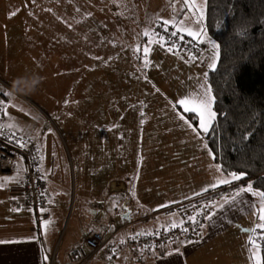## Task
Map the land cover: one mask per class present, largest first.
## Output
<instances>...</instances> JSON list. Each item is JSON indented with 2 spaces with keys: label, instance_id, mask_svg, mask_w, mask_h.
I'll return each mask as SVG.
<instances>
[{
  "label": "crops",
  "instance_id": "obj_1",
  "mask_svg": "<svg viewBox=\"0 0 264 264\" xmlns=\"http://www.w3.org/2000/svg\"><path fill=\"white\" fill-rule=\"evenodd\" d=\"M132 12H134L133 9ZM104 13L116 19L113 20L112 17L108 16L97 17L95 28L101 35L99 41L101 49L100 55H97V51L94 55L96 65H99L103 60H112L114 57L119 60H128L131 57V49L141 40L140 38L144 37L147 39L145 34L141 32L142 29L139 34H134L136 29L135 24L131 20H127L123 16V13L122 15H113L111 8H106ZM142 16L143 21H140L139 24L145 26L148 20L145 17V11H142ZM118 20L122 23L120 24ZM204 24L202 21L200 22L201 37L198 39H193L194 37H192V40H202L201 42L209 44L210 47L198 56H192L188 59L190 57L188 54L181 52L182 56L186 58L182 57L181 53L169 51L168 48H163L159 44L164 49V55L170 66L152 70L153 76L158 79L160 85L142 86L140 82L143 80L149 81L146 78L149 75L145 77V74H135L136 71L133 72L128 69L120 71L106 67L94 69V75H98L96 77L102 78L108 74L117 75L124 72V80L126 82L131 80V84L134 85L131 88V102L128 104L131 119L121 117L120 113H117L122 111L121 104L118 101L105 104L94 103L93 107L96 110H109V114H104L103 117H100L98 111L95 112L92 118L83 117L79 114L75 116L74 111H71V109H74L72 105L77 98L69 100L67 106L64 107L66 109L60 118L62 123L65 124L67 121L80 122L83 118L84 126H87L88 122L91 124L97 123L101 131L111 133V138L115 136L118 145L121 147L116 152H102L95 148H91V151L88 152L84 148V140L77 138L78 146L75 149V155L80 188L89 190L92 187H99L100 191L98 195H102L100 199H97L99 197L95 199L92 197L91 204L89 196H87L86 205L81 208L84 217L81 219L83 222L87 217L86 214L89 213L90 215L88 223H84L85 226L81 227V230H77L76 234H79L80 237L79 242L82 241L84 235L97 229V224L101 222L100 219L102 217L103 221L106 218V216H102L99 213V208H95V202L106 198L109 194L110 183L112 182H122L130 189V203L131 207L133 206V213L128 220L131 223L129 230L139 232L154 230V227L159 224H163L169 220H176L170 214L167 216L161 214L159 216H164L163 220L157 219V221L151 224L153 225L151 227L148 225L141 226L140 224L147 222L146 217L148 215L146 214L186 204L199 197H203L204 194L215 191L220 186L226 185L230 188L234 186L230 196L223 195V192L219 194V197L213 204V210H211L206 226H203L196 239L184 244L179 251L169 249L166 251L165 249L158 248L146 252L141 251L134 256H137L136 260L143 264L145 260L147 264H261L260 250L256 244L251 243V237L254 230L259 228L257 225L264 223V220L260 218L264 214L261 212L264 209L263 196L257 195L258 191L253 190V188L252 191H241V189H246L249 183L242 185L237 182L238 180H233L232 175H225L221 171L209 149L206 140L207 132L204 133L205 131L201 127L199 130V114L194 111H185V105L179 103L181 100L199 96L210 99L211 108H213V98L210 96L211 92L207 82V75L205 74L212 69L209 65L216 62L218 50L217 45L208 35ZM86 26L85 23V28ZM146 28L154 29L151 26ZM103 39H109L110 47L103 46ZM205 39H208V41ZM62 53L66 54L64 61V65L66 66L69 62L67 58H71L69 48L64 46ZM81 60H83V57ZM181 66L185 68L181 69ZM77 69H81V72H79L81 76L86 70L85 66L80 62H78ZM185 69L189 70L186 77L183 76ZM192 74L195 76V80ZM170 79H175L176 82L174 83ZM180 79H182V83H180ZM203 83L205 86H203ZM79 89L80 96L84 87L81 86ZM0 94L6 95L1 83ZM162 104L180 110L179 117L184 116L183 112L195 113L199 117L198 127L183 117V119L179 118L182 122L178 120V125L172 123L175 118L166 120V125L171 124L175 128L165 126L161 131L162 133L159 131L155 133L154 129L149 128L145 132L139 125H152L150 121L145 122L142 119L143 117L141 118L142 114L146 110L148 111L155 106H162ZM192 106L191 104L187 105L189 108ZM4 107L5 104L3 105ZM30 108L33 110L31 105ZM45 116H48V114L45 113ZM41 118H43L42 113ZM4 122L6 125L5 119ZM123 124L125 127H122ZM182 124H184V128L180 129ZM6 127L12 130L8 125ZM104 132H102L103 135H105ZM164 134H167V136ZM161 136L167 137L168 143H164ZM102 140L100 135L97 140L94 138L90 143ZM99 158H102L100 162L97 160ZM111 158H114V160L112 161ZM96 160L100 164L95 165L92 163ZM120 160H125V164H127V160H131L129 168L122 167L119 164ZM112 162H115V167L108 168L106 164L111 165ZM141 162L143 163L142 165H140ZM81 163H84L85 166H81ZM53 165L51 164V167ZM139 166H143V171L136 177V182L129 181L136 172L140 171L138 169ZM17 167L22 170L23 165L19 167L18 163ZM54 170L51 169V172L54 173ZM120 170L124 171L120 173ZM8 178L12 181L9 182ZM21 179V172H13L11 175L0 178V241H6L5 243H0V264H48V255H50L49 252L55 246L58 228L60 227L59 230H61L63 223L68 217V206H66L67 214L65 217L60 218L56 216L58 211H60V204L50 194L49 204L51 214L47 221L51 225L49 228H43L44 225H42L40 229L37 225L36 213L33 209L24 208L17 210L14 207L15 201H19L21 198ZM220 180H229L230 183H219ZM11 182H13V185H10ZM213 185L215 186L213 187ZM124 197V194L108 197L107 209L105 211L107 213L116 212L120 208V202ZM140 204L142 205L141 209L137 207ZM161 205L166 206L161 207ZM72 211L69 223L73 216ZM55 216L58 218L59 223L57 224L56 231L53 233ZM156 217L158 216L156 215ZM50 232L53 234L49 235ZM125 238V232L123 231L121 234L119 233L114 243L121 246V249ZM122 251H128L129 253L124 252L126 254H121ZM122 251H120V255L117 257L121 259L119 264H130L131 256L129 254H131V251L126 248ZM65 258L63 254L60 257L61 261L57 264H63ZM103 259L105 261L108 259L105 253L100 261L102 262ZM116 259L114 264H116Z\"/></svg>",
  "mask_w": 264,
  "mask_h": 264
},
{
  "label": "rangeland",
  "instance_id": "obj_2",
  "mask_svg": "<svg viewBox=\"0 0 264 264\" xmlns=\"http://www.w3.org/2000/svg\"><path fill=\"white\" fill-rule=\"evenodd\" d=\"M206 2L207 0H195L198 8L202 9L201 14L197 8H191L185 4L184 0H0V83L8 99L3 116L6 125H11L12 130L21 138L36 141L49 195L51 194V197L53 196L57 200L56 202L60 204V211L56 216L61 218L68 213L61 230H59L60 227L58 228V237L55 246L49 252L48 264H57L61 261L60 257L63 254L66 257L63 264H75L69 260V253L72 248L80 244L79 234H76L77 230H81V227L85 226L84 223H88L90 215L87 213L83 222L81 220L84 218L81 208L86 205L87 196H89L90 204L92 197L94 199L99 197L97 199H100L102 196L98 195L99 187H92L89 190L80 188L75 155V149L78 146L77 138L84 140V148L88 152L91 151V148L102 152H116L121 148L116 137L112 136L111 138V133L101 131L97 123L88 122L87 126H84V118L80 122L67 121L65 124L62 123L60 118L66 109L64 107L67 106L69 100L77 98L72 105L74 109H71L75 116L79 114L83 117L92 118L98 111L100 117H103L104 114H109V110H96L93 107L94 103L105 104L118 101L122 111L117 113H120L121 117L131 119V112L128 108V104L131 102V88L134 86L131 84V80L128 82L124 80V72L117 75L108 74L102 78L96 77L98 75H94V69L97 67L112 68L119 71L128 69L133 72L136 71L135 74H145V77L149 75L146 77L149 81L140 82L142 86L160 85L158 79L153 76L152 70L170 67L163 48H172L163 34L177 32L180 36L192 39L193 36L188 35L187 30L200 33V22L204 23L205 20ZM189 4H191V0H189ZM106 8H111L113 15H122L123 13L127 20H131L136 28L134 34H139L142 29L141 32L144 34L147 32L148 35H145L147 39L142 37L133 46L131 57L128 60H119L114 57L112 60H103L99 65H96L94 55L96 51L98 52L97 55H100L99 41L101 35L97 32L95 23L98 16L112 17L104 13ZM142 11H145V17L148 18L145 26L139 24L140 21H143ZM112 19L116 18L112 17ZM118 21L120 24L122 23L120 20ZM165 21H173L174 23L165 25ZM148 26L154 29L146 28ZM161 37L164 38L163 41L160 40ZM199 37L201 35L195 38L198 39ZM205 40L208 41V39ZM103 43V46L110 47L109 39H103ZM206 45L207 51L210 46L207 43ZM64 46L69 48L71 57L67 58L69 62L66 66L64 65L66 54L62 53ZM145 48L149 49L146 54ZM172 51L181 53L174 48ZM180 55L182 56V53ZM82 57L83 60H81ZM77 61L85 66L86 70L82 76L79 73L81 69H77ZM216 65L217 60L215 67ZM180 68L184 69L185 67L181 66ZM188 72L189 70L185 69L183 76L186 77ZM192 76L195 80V76L193 74ZM170 80L176 82L175 79ZM180 83H182V79H180ZM81 86L84 87V90L79 96ZM203 86H205L204 83ZM210 96L213 98L212 93ZM39 111L43 118H41ZM45 113L48 116H45ZM179 115L180 110L162 104V106H155L148 111L146 110L141 116L145 122L150 121L152 126H139L145 132L152 128L156 133L161 132L165 126L175 128L171 124L166 125L167 119L175 118L172 123L178 125V120L182 122L179 118L183 119L184 117L191 123L186 115L180 117ZM197 118L199 119V117ZM122 127H125L124 124ZM183 128L184 124L181 125L180 129ZM100 135L102 141L90 143L94 138L97 140ZM164 135L167 136V134ZM161 137L164 143H168L167 137ZM86 158L90 159L89 157ZM97 160L100 162L102 158ZM97 160L92 163L100 164ZM111 160L113 161L114 158ZM51 164H54L53 167ZM119 164L129 168L131 160H127V164H125V160H120ZM142 164L141 162L140 165ZM114 165L115 162H112L111 165L106 164L108 168H113ZM81 166H85V164L81 163ZM19 167L22 165L20 164ZM51 169H55L54 173L51 172ZM138 169L140 171L136 172L129 181L136 182V177L143 171V166H139ZM122 171L124 170L119 172ZM8 179L9 182L12 181L10 178ZM10 185H13V182ZM96 205L101 208L99 203ZM66 206H68L67 213ZM137 207L141 209L142 205ZM71 211L73 216L69 223ZM109 214L111 213L106 212L104 214L106 218L103 221L102 217L100 223H104ZM168 214L175 219L176 214L174 212ZM56 216L53 222V233L59 223ZM164 216L147 218V222L140 225L151 227L154 221L159 218L163 220ZM46 222L43 223V228H49L51 225L49 221ZM97 227H99L98 224ZM53 233L50 232L49 235ZM124 252L122 251L121 254H126ZM103 254V251L94 254L85 264H107L104 259L102 262L100 261ZM135 254L133 251L129 254L131 256L130 264H143L136 260ZM120 260L117 258L116 264H119ZM144 264H147L146 260Z\"/></svg>",
  "mask_w": 264,
  "mask_h": 264
},
{
  "label": "trees",
  "instance_id": "obj_3",
  "mask_svg": "<svg viewBox=\"0 0 264 264\" xmlns=\"http://www.w3.org/2000/svg\"><path fill=\"white\" fill-rule=\"evenodd\" d=\"M204 23L218 50L217 65L207 73V82L213 96V112L216 113V118L206 133L209 149L215 163L225 175L243 174L238 183H249L253 190L264 192V0H207ZM183 113L198 127L199 120L195 113ZM3 114L4 110L0 118L6 127ZM34 156L48 194L36 142ZM18 163L23 165L22 159ZM233 187L223 185L186 204L146 214V218L167 215L169 212L176 214V220L159 224L150 231L129 230L131 223L128 220L132 210L120 221V225L127 226L121 228L111 239L112 250L108 254L103 251L108 256L106 262L109 259L115 261L124 248L136 254L158 248L166 251L179 250L199 236L219 194L223 192V195L229 197ZM44 210L50 217V204ZM193 223H198V232L187 236ZM123 231L126 238L121 250V246L116 245L114 240ZM137 233L157 236L161 240L146 247H131L130 243ZM176 233L178 239L174 244L170 241V235ZM253 241L260 250L261 264H264V229L254 230L251 243Z\"/></svg>",
  "mask_w": 264,
  "mask_h": 264
},
{
  "label": "built area",
  "instance_id": "obj_4",
  "mask_svg": "<svg viewBox=\"0 0 264 264\" xmlns=\"http://www.w3.org/2000/svg\"><path fill=\"white\" fill-rule=\"evenodd\" d=\"M166 41L175 50L188 54L189 56H198L207 49L204 42L196 41L180 35L173 36L171 33L163 34ZM0 117L3 113V105L7 103V98L0 94ZM0 177L6 176L13 172H21V198L15 201V209L24 208L33 209L36 213L37 224L39 228L42 223L49 218V213L45 212L48 206V194L44 187V181L41 178L38 162L34 156V143L29 142L19 137L13 130L3 125V119L0 118ZM23 161L22 170L19 169L18 160ZM111 191H123L127 198L121 205L120 212L110 215L105 224H99L98 230L84 236L82 244L72 249L69 253V259L75 264H85L90 258L99 251L109 253L112 250L111 239L115 234L126 227V224L120 225L119 222L127 217L133 210L129 203V190L126 188H117L115 190L114 182L110 184ZM104 207L103 203H101ZM190 227L187 236L195 235L198 232V223H193ZM169 237V236H168ZM177 233L170 235V241L177 243ZM157 236L143 235L137 233L133 236L130 243L131 247L142 245L143 247L160 241Z\"/></svg>",
  "mask_w": 264,
  "mask_h": 264
},
{
  "label": "snow or ice",
  "instance_id": "obj_5",
  "mask_svg": "<svg viewBox=\"0 0 264 264\" xmlns=\"http://www.w3.org/2000/svg\"><path fill=\"white\" fill-rule=\"evenodd\" d=\"M184 2H185V4H188L189 7H191V8H197V10L201 11V14H202V9L198 8V6L195 4V0H191V4H189V0H184ZM12 14L15 15V13H12ZM164 23H165V25H168V24L174 23V22L173 21H165ZM197 23H199V21H197ZM181 31H183V29H181ZM187 34L190 36H193L194 38L200 35V33L193 32L191 30H187ZM145 35H148V33L145 32ZM171 35L176 36V35H178V33L172 32ZM180 39H183V36H181ZM160 40L163 41L164 38L161 37ZM148 50L149 49H147V48L144 49L145 54L148 52ZM169 51H172V48H169ZM193 59H195V57H193ZM209 67L214 68L215 63L209 65ZM205 75H207V74H205ZM0 103H3V102L0 101ZM179 103L182 105H185V111H194V112H197L199 114L200 127L205 132H207L209 129V126L211 125V122L213 120H215V118H216V113L213 112L212 108H211V100L207 99L205 97L193 96V97L187 98L185 100H181ZM189 104H191L193 106L191 108L187 107V105H189ZM0 127H2V126H0ZM9 127H11V125H9ZM194 131H195V129H194ZM231 175H232L233 180H238L241 178V175H243V174L237 175L235 173H232ZM219 183H230V181L229 180H220ZM214 186L215 185H213V187ZM241 191H252L251 184H249L246 189H241ZM256 194L260 195V196H264V192H258ZM165 206L166 205H161V207H165ZM261 212L264 213V209H262ZM260 218H261V220H264V214H262ZM189 219L194 220L193 217H189ZM175 226L176 225H173V227H175ZM257 227L264 229V223L257 225ZM5 242L6 241H0V243H5ZM7 242H11V241H7ZM253 243H254V241H253ZM176 251H179V250L177 249ZM45 259H47V257H45Z\"/></svg>",
  "mask_w": 264,
  "mask_h": 264
},
{
  "label": "clouds",
  "instance_id": "obj_6",
  "mask_svg": "<svg viewBox=\"0 0 264 264\" xmlns=\"http://www.w3.org/2000/svg\"><path fill=\"white\" fill-rule=\"evenodd\" d=\"M6 97V96H5ZM8 100V99H7ZM4 109V108H3ZM50 120V119H49ZM32 141H35V140H32ZM36 142V141H35ZM113 183V182H112ZM111 184V183H110ZM123 184V183H122ZM123 188V187H122ZM124 188H126V189H128L126 186L124 187ZM129 190V203H130V189H128ZM117 194H124L125 195V197L121 200V202H120V208H121V205H122V203L126 200V198H127V196H126V194H125V192H123V191H111V186H110V190H109V194L106 196V198L104 199V200H98V201H96V203H95V208H99L96 204L97 203H99V205H100V207L101 208H99V213L103 216L107 211H105L106 209H107V207H106V205H107V199H108V197H110V196H116ZM101 203H103V205H104V207L102 206V204ZM48 204H49V201H48ZM130 206H131V203H130ZM118 209L116 212H113V213H111V214H109L108 215V217L110 216V215H113V214H116V213H118V212H120V210L121 209ZM49 219V218H48ZM47 219V220H48ZM46 220V221H47ZM107 220H108V218L106 219V221L104 222V223H99V224H105L106 222H107ZM45 221V222H46ZM44 223V222H43ZM43 223H42V225H43ZM98 224V225H99ZM119 224H120V222H119ZM39 227V226H38ZM42 228V226L40 227V229ZM98 230V227H97V229L95 230V231H97ZM92 232H94V231H92ZM92 232H90V233H92ZM89 233V234H90ZM86 235H88V234H86ZM86 235H84V236H86ZM84 236H83V238H84ZM82 241H83V239H82ZM82 241H81V244H82ZM70 260V259H69ZM88 262V261H87Z\"/></svg>",
  "mask_w": 264,
  "mask_h": 264
},
{
  "label": "bare ground",
  "instance_id": "obj_7",
  "mask_svg": "<svg viewBox=\"0 0 264 264\" xmlns=\"http://www.w3.org/2000/svg\"><path fill=\"white\" fill-rule=\"evenodd\" d=\"M114 186H115V190L117 188L125 187V185L122 184V182H117V181L114 182ZM107 264H114V261L112 259H109L108 262H107Z\"/></svg>",
  "mask_w": 264,
  "mask_h": 264
}]
</instances>
